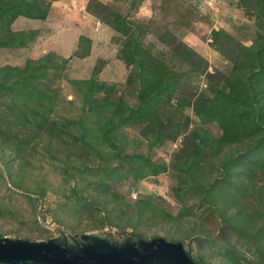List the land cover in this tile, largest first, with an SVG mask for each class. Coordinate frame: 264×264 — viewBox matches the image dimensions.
<instances>
[{
	"label": "rangeland",
	"instance_id": "obj_1",
	"mask_svg": "<svg viewBox=\"0 0 264 264\" xmlns=\"http://www.w3.org/2000/svg\"><path fill=\"white\" fill-rule=\"evenodd\" d=\"M37 1L48 8L44 22L19 18L12 24L25 33L19 37L25 46L0 47V67L47 64L43 77L25 82L24 98L0 87V133L9 144L0 141V237L77 246L87 242L83 234L116 244L162 236L183 242L193 258L209 264H264L250 226H264L259 157L244 138L219 141V114L202 121L192 104L180 109L173 103L211 99L218 89L230 90L225 78L235 66L249 60V67L250 59L254 65L248 51L264 35L259 0ZM49 18L59 22L57 32ZM5 25L0 32L7 36ZM135 47L150 52L147 61L133 58ZM140 59L147 77L168 81L174 95L158 108L161 126L147 120L120 126L125 140L111 147L96 125L110 113L91 111L84 101L90 91L70 80L106 82L113 89L104 86L97 99L108 94L137 103ZM196 129L212 136L203 156L194 152L200 141L190 134ZM128 155L138 157L129 162ZM231 155L237 161L226 178L220 165ZM147 157L166 162L165 171L140 177ZM141 200L151 203L152 217L139 218L146 207ZM242 221L245 232L236 229Z\"/></svg>",
	"mask_w": 264,
	"mask_h": 264
},
{
	"label": "trees",
	"instance_id": "obj_2",
	"mask_svg": "<svg viewBox=\"0 0 264 264\" xmlns=\"http://www.w3.org/2000/svg\"><path fill=\"white\" fill-rule=\"evenodd\" d=\"M259 2L261 4L260 9H264V0H259ZM48 14V8L40 5V1L37 0H0V28L3 26V23H7V25H5V27H7V36L0 32V47L18 49L25 46L21 42L22 35L25 33L13 30L12 28V24L19 16H25L30 19H46ZM4 17H7V22L2 21L5 19ZM36 32L37 31H34V33ZM19 37L21 39H19ZM247 49H250V47ZM131 52L134 55L133 58L137 55H144L146 61V55L150 54V52L146 51V53H141L142 49L137 47H135L133 51L131 50ZM248 52L251 57L253 56L254 65L250 59L249 67L247 66L248 60L244 65H237L233 68V76L225 78V86L229 87L230 90L224 88L218 89L216 95L211 99H197L194 102L176 99L173 103L180 109H184L187 105L192 104L196 117L202 119V121L208 120L207 117H213L212 113L219 114L216 119L224 136V139H220L219 141L226 140L232 143L234 140L241 138H244V141L248 140L246 144H248L250 148L247 150L255 151V155L260 159L259 162L256 163L264 170V35L259 33L257 49L253 52L250 50ZM46 65L44 61L38 63L36 61L34 62V60H29L24 69L11 64L1 66L0 87L3 88L5 92L11 89L13 94L16 95L17 92L18 95L24 98L26 97L25 95H28L25 92L27 88L25 82L33 78L39 79L43 77L45 71H42V69H45ZM139 65L141 67L142 82L140 90H137L136 93L139 100L137 103H132L127 98L115 101L112 100L108 94L97 99L95 93L100 92L104 86L109 90L113 89L114 86L106 82H100L96 79L70 80L77 89L81 90L82 87L85 86L86 90L90 91V94L85 92L84 101L91 111L98 115L105 113L104 111L110 113L109 116H106L102 122L96 123V125L97 129L102 133L104 140L111 147L117 145L115 142H122L125 140V136L118 132L120 126L133 125L143 120H147L151 125L159 124V126H161L158 108L163 101H168L170 103L169 100H171L174 95V85H171L168 81L158 82L155 79V75L154 78L149 79L147 77L148 71L146 73V66L141 59L139 60ZM241 68L245 71L243 72ZM245 68L248 69L246 70ZM186 123L188 124V121ZM251 124L253 126H250ZM84 129L88 130L87 127H84ZM231 134L233 137H231ZM190 136L194 138V140L200 141V145L196 146L194 152L203 156L204 150L208 145H211L209 142L212 136L200 129L194 130ZM251 140L253 141L250 143ZM0 141L9 145L7 142L8 137L4 133H0ZM253 142H255V145H252ZM154 143V141L151 142V145ZM217 151L218 148H216V152ZM137 157L138 156L133 157L128 155L126 156V160L131 162ZM232 157L233 155L224 158L220 165L221 171L226 178H228V176H233L234 173V170L229 168V166L233 161L237 160ZM193 163L195 166L198 164L200 165V160L194 161ZM188 165L190 167L193 166L190 163H188ZM145 166H147V168ZM145 166L142 168L140 177H143L146 173L157 174L158 172H163L167 165L166 162L159 163L147 157ZM176 166H179L181 170L184 169V166L179 164ZM116 197L118 198V195ZM207 202L214 204V201L211 200H207ZM140 203L144 204L146 207H141V209H139V218L152 217L151 212H149L151 203L145 200H141ZM216 204L219 205L217 208L219 209L220 215L224 216V212L220 210L222 209L220 204L218 202ZM242 223L244 222L242 221ZM245 225V223L244 225H237V231L245 232ZM250 226L253 228L251 236L255 239H259V246L264 248V226L262 225L258 228L252 225ZM233 227H235V224H233ZM1 236L3 237L4 234ZM226 250L228 255L231 254L233 257L232 249L227 247ZM260 255L262 256L263 253ZM194 259L198 264H209V262L200 255L195 256ZM234 261L235 264L240 262L239 259Z\"/></svg>",
	"mask_w": 264,
	"mask_h": 264
},
{
	"label": "water",
	"instance_id": "obj_3",
	"mask_svg": "<svg viewBox=\"0 0 264 264\" xmlns=\"http://www.w3.org/2000/svg\"><path fill=\"white\" fill-rule=\"evenodd\" d=\"M83 244L71 246L55 239L0 237L2 264H198L183 242L162 236L116 244L83 234Z\"/></svg>",
	"mask_w": 264,
	"mask_h": 264
},
{
	"label": "crops",
	"instance_id": "obj_4",
	"mask_svg": "<svg viewBox=\"0 0 264 264\" xmlns=\"http://www.w3.org/2000/svg\"><path fill=\"white\" fill-rule=\"evenodd\" d=\"M68 0H61L60 2H58V4H60V3H66ZM56 6V5H55ZM53 7H54V5H53ZM19 18H23V19H25L26 21L28 20V17H26L25 18V16H19L17 19H19ZM30 19V18H29ZM36 20H38V19H36ZM46 21V20H45ZM43 22H44V19H43ZM47 23L48 24H50V25H53V26H55L54 25V20H53V18H49V19H47ZM60 26V24H59V22L56 24V26H55V29H54V32L56 31L57 32V30L59 29L58 27Z\"/></svg>",
	"mask_w": 264,
	"mask_h": 264
}]
</instances>
